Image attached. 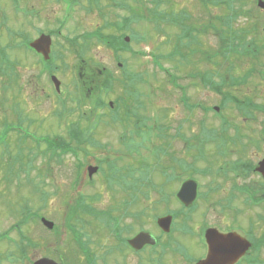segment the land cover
<instances>
[{
	"label": "rangeland",
	"instance_id": "rangeland-1",
	"mask_svg": "<svg viewBox=\"0 0 264 264\" xmlns=\"http://www.w3.org/2000/svg\"><path fill=\"white\" fill-rule=\"evenodd\" d=\"M122 1L126 8L113 3V0H99L98 7L90 6L87 0H78L67 10L63 0H17V5L13 0H0V56L13 63L12 68L0 67V239L19 242L20 235L16 230L20 229V247L24 249L22 255L14 246L16 243L0 240V264H33L41 257H62L65 264H87L78 258L81 250L74 245L78 241L76 236L81 237L90 252L98 256V264H115L111 255L103 254L114 242L113 234L105 227L106 222L97 220L101 213L109 219V214L102 212L103 208L114 205L111 203L113 198L137 196V206L132 210L144 211L145 216L149 213L150 216L143 217V220L123 221L132 226L127 236L140 228L154 229L153 216L166 210L160 200L177 205L172 196L179 181L188 175H193L192 178L198 181L201 196L196 202L198 208L190 211L185 219L189 224L215 222L218 213L212 210L208 199L223 196L228 190L231 181H223L226 176L218 172L237 157H230L238 150L237 146L231 145L240 143L244 137L234 126L228 139L222 134L221 139L213 144L202 129L221 132L222 115L231 123H238L242 130L246 128L248 134L251 132L253 140L258 138L260 112L253 110L251 114L254 116L242 121L246 116H243L242 109L235 107L232 101L224 102V106L222 102L230 93L264 104V81L255 72L248 76L246 73L248 69L257 67L255 64L259 66L260 61L264 62V51L257 60L242 62L240 57H232L231 72L217 56L213 58L218 62L210 64L199 63L195 56H190L188 67L187 59L183 63L178 56L172 55L176 29L164 28L165 24L160 22L161 31H157L145 20L131 24L132 31L144 38L136 41L129 38L126 43H130L131 51H114L96 38L88 43L78 38L75 47L71 46L70 40H75L74 36L93 32L103 26L104 20L113 24L134 12L146 16V9L151 6V0H141L142 3L139 0ZM256 2L246 0L247 13L241 15L239 24H254L255 30L250 37L257 42L259 38L264 39V9L259 8ZM173 4L174 10L186 9L195 24L209 20V13L216 15L221 12L216 7L205 9L197 0H163L161 6L169 9ZM88 7L90 11H86ZM213 19V24H217V18ZM154 24L157 25L158 20ZM41 33L52 37L50 55L57 66L52 74L60 81L59 92L55 91L50 75L40 68L38 56L22 44L23 40H33ZM101 34L108 39L114 35L130 37L127 31L118 32L113 26L105 28ZM201 43L210 51V48L215 49L217 42L208 33L201 37ZM132 51L139 54L135 56ZM157 54L160 55V65L168 68L177 78V83L185 88V105L180 101V91L152 62ZM255 70L258 72L259 68ZM108 72L113 73L114 80L106 91L101 85H108L111 80L106 75ZM123 72L129 77L127 82L124 79V83L121 81ZM201 74L205 77L210 74L214 82L223 84L214 85L211 80V87L203 86ZM131 79L135 84L130 87ZM142 80L147 82L143 84ZM238 81L241 84H237ZM129 98L139 102L125 106V101L131 104ZM99 99L106 104L118 105L116 109L112 107V110L98 113ZM215 106L219 114H214L212 108ZM118 112L120 115H113ZM6 123L18 127V131H7L4 128ZM88 125L93 128L91 133L97 132L92 137L98 142L95 147L84 145L85 150L82 151L74 142L79 152L75 157L72 153L60 156L61 148L53 154L46 149L51 140H68L69 130L83 131ZM178 132L185 140L176 135ZM44 137L47 138L42 139ZM36 139L41 141L37 143ZM241 155L242 161L247 162L245 159H248L254 164L264 155V145L259 151L250 146L246 154ZM193 159L194 167L204 168L208 175L195 172L188 164H192ZM98 162L101 170L88 179L87 166ZM185 165L184 175L180 180L176 179ZM109 166H113V170ZM113 172L121 182L116 181L110 189L107 178ZM126 175L128 180L130 175L134 180V192L123 191L127 184ZM138 176L147 179L146 184H139ZM115 180L112 178V182ZM247 181L259 186L260 178L251 174ZM41 218L53 222V228H46ZM180 221L181 218L177 223ZM75 231L78 232L76 236ZM189 231H194V228L189 227ZM176 237L178 241L188 242V250L198 252L190 238ZM175 246L183 247L180 243H175ZM172 251L174 253H168V256L174 254L177 258L180 255L175 249ZM167 257L162 258V262L154 258L152 264L181 263ZM121 264L136 262L125 259Z\"/></svg>",
	"mask_w": 264,
	"mask_h": 264
},
{
	"label": "flooded vegetation",
	"instance_id": "flooded-vegetation-1",
	"mask_svg": "<svg viewBox=\"0 0 264 264\" xmlns=\"http://www.w3.org/2000/svg\"><path fill=\"white\" fill-rule=\"evenodd\" d=\"M71 68L73 70L74 67ZM74 79H76V75H74ZM66 95L67 93L65 94V96ZM63 103H65V101ZM98 105L99 111L103 112L104 110H106L103 108L104 102H102V100L99 99ZM108 106L111 108L113 107L111 103H108ZM261 117L262 119H264L263 113L261 114ZM94 123L95 121L92 124ZM98 123L101 124L100 121H98ZM86 129L81 131V133L85 136L94 137L93 135L97 133H91L90 131L93 130V128H90L89 125ZM226 132L232 133L233 131L227 130ZM86 146L95 147V145ZM78 148L84 149L83 146H80ZM236 156V158H238V155ZM98 164L101 163L98 162ZM98 166V170L95 175L101 170L100 165ZM181 171L182 173H178V177L176 178L183 176L184 168ZM222 171L224 170L221 169L220 173H223ZM227 174L228 176H226L223 181H231L228 190L222 194L223 196H211L208 199V201L210 200V207L212 208V210L218 213L215 218L216 221L209 222L207 224H204L203 222H200V224H196L199 221H196L194 224H186V209L176 196H172V198L175 197L178 204L176 205L173 203L170 204L169 202H164L166 210L161 215H172L171 230L173 231L171 232L170 230V232L168 233H164L163 231H161V229H159V227L155 223L154 229L140 228L135 233L129 234V236H127V234L132 230V226L124 224L123 221L138 218H142L143 220L145 217H149L150 213H146L148 215L145 216L144 211L134 212L132 210L133 206H137V196H121L117 199L113 198V201L111 203L115 204L112 206H108L107 208H103L102 212L109 214V219L107 220L105 227L108 228L111 234H113L114 237L112 240L114 242L112 246H109L108 248H106V250L103 251V254L111 255V258L113 259L115 264H121V262L125 259L131 262H136V264H152L154 258L155 261L162 262V258L166 259L168 253H174V251L172 250L175 249L177 252H179L180 255H177V258H175L174 254H170L168 257L171 256L175 259H178L181 262L180 264H197L200 260L204 259L207 256L208 247L205 242L204 236L206 231L208 229H211L212 236L215 241L222 242L221 244L223 246H230L228 249L229 253L234 255L235 251L240 252V256L233 264H263L264 192H260V190H264V185L258 183V186L247 181L250 176H247L242 170L236 172V174L227 171ZM110 175L111 174H109V176ZM126 177V180L128 181V175H126ZM91 178L92 177H89L88 179ZM233 179H236V182H234ZM116 181L121 180L116 179ZM129 181L130 184L127 188L128 190L131 186V175ZM213 193L215 195H218L215 192ZM97 198H99V196H97ZM196 201H198V198ZM204 201L206 200L204 199ZM196 208L198 207H196L195 203L194 207L192 209H189L188 212L194 211ZM179 218H181V221L177 223ZM191 226L194 228V231H189V227ZM139 231H145L153 234L157 239L156 243L154 245L150 243H144L141 245L132 244V246L130 241L136 236ZM176 235L179 236V238H190L192 240L193 246L197 249L198 252H192L191 249L188 250V242H181L176 240ZM224 239L228 240L223 242ZM246 241H248V243L250 244L249 248L244 247V245H246ZM175 243H180L183 245V247L175 246ZM212 244L214 245L215 242H212ZM242 248L245 249L242 250ZM85 252V255L80 256L82 260L85 259V261L88 260L90 262L97 263L98 256L90 252V249L85 250ZM101 257L104 258L103 255Z\"/></svg>",
	"mask_w": 264,
	"mask_h": 264
},
{
	"label": "trees",
	"instance_id": "trees-1",
	"mask_svg": "<svg viewBox=\"0 0 264 264\" xmlns=\"http://www.w3.org/2000/svg\"><path fill=\"white\" fill-rule=\"evenodd\" d=\"M77 1L78 0H66V2L70 5V7L73 4L77 3ZM87 1L89 2L90 6L96 5V7H98L97 5H98L99 0H87ZM113 1H114L113 3L120 4L121 7L126 8L122 0L120 2L118 1L116 2L115 0ZM139 1L142 3L141 0ZM168 1L170 2V0ZM197 1L205 9H209V8L214 9L216 7V9H219L221 12L219 11L220 13L218 12L219 14H216V15L213 13H209V16L211 17L209 20L206 19L202 23L195 24L193 23L194 21L192 22L193 18L191 14L186 9L182 8L179 10H174L172 9L174 4L169 9H166V8H163V6H161L163 4V0H151L150 1L151 6L146 9V12H147L146 16H144L142 13L134 12V13H131L126 18H122V19L120 18V20H117V22L114 21L113 24H109L107 22H110V21L105 22L104 20L102 24L103 26L95 29L93 32L85 33V35H82L81 37H75L74 38L75 40L73 39L70 40V43L74 44L76 42V39L78 38L79 39L82 38L84 43L91 42L92 38H96L98 42H104L105 45H107L109 49H112L114 51H118V50L131 51L129 50L130 43H126L122 35H114L112 36V39L111 38L108 39L107 37L104 38V35L101 33H103L105 28L108 29L109 26H113L114 29L118 32L123 30V32L127 31L128 33H130L131 41L132 40L136 41L138 39L144 40L143 36H139L137 32L132 31L131 24L132 22L134 23V21L137 23V22H142L145 20L148 24H150L153 27L154 30L158 29L157 31H161L159 30L160 22L162 24H165L164 28L173 27L174 29H176L177 32L175 35V44L173 46V50L175 51L172 55L178 56L180 61L182 62L183 61L185 62V60L187 59V65L189 63L188 58L190 56L195 55L197 60H199V63H208V62L211 63L212 61H215L213 57L217 56L219 62L221 61L225 62V64H227L228 67L230 68V72H231L232 70L231 65L233 64L232 62L234 60V59H231L232 57H235V58L240 57L242 62L243 61L245 62V60L247 59H254V60L258 59L259 51L262 48L261 46L263 42H261L260 38L256 42L255 39H252V37H250V34L255 30V25L252 24L249 26L246 23L239 24L241 15H243L244 13H247L245 9L246 0H197ZM13 2L14 4L17 5L16 0H13ZM89 9L90 8L88 7L86 11H90ZM213 18H217V24L216 22L213 24V20H214ZM156 20H158L157 25L154 24ZM208 33H210L217 42L215 49L211 50L210 48L211 52L208 51V49L206 50V48L203 46V43H201V37ZM25 43H27V41H25ZM131 53L134 55L135 52L132 51ZM135 54L137 55L139 54V52H136ZM159 58H160V55L158 54L153 56L152 62L154 63V65H156L157 67L165 71V73L168 75L169 81L172 82V84L175 87L181 88V86L176 82L177 78L175 77V75L173 73H170L168 68H165L164 66L160 65ZM5 66L12 68L13 63L9 62L8 59H6L3 55H1L0 56V67L2 69V68H5ZM254 69L255 68L248 69L246 71L247 76L251 74V72H254ZM201 75H202L201 82L211 87L212 85L211 80L213 81L211 75L209 74L206 77L203 74ZM193 76L196 78L195 73ZM125 80L128 81L129 77L126 76ZM220 81H223L222 78ZM130 82H132V79L130 80ZM215 84H219V86H221L223 83L220 84L219 82H214V85ZM237 84H241V82L238 81ZM101 87L103 89H108L110 85H101ZM228 94H226L228 96H225V98L223 99V102H222L223 106H224V102L232 101V103H235V107L240 108V109H243L244 107H246L247 110L254 108L256 110L264 111V107L262 105L255 103L251 99H246V97L240 98V97L232 96L230 95V93ZM125 102H126L125 106H133L135 103H138L139 101L134 102L131 98H129V102L131 104H128L127 101ZM222 128H225V127L223 126ZM210 130L211 129L204 131V129H202V133L206 135V132H207L209 133L207 138H214L216 135L211 133ZM70 136L75 141H78V142H81L83 138L81 135H76L73 133H70ZM50 145L54 146V148H64L65 146H67V140L65 138H62L61 140H58V141L51 140V142H49L48 144V148ZM239 161L240 160L233 162V165L230 166L231 168H233L234 171L242 170L244 172H247V171L252 170L251 166H245L247 167L246 168L247 171H246L241 165H239ZM137 178H138L139 184H142V185L146 184L147 179L141 178L139 176ZM83 206L87 208L85 205ZM20 233L22 232L19 231L20 240L22 241V235ZM0 240L2 241L3 239H0ZM6 242L10 243L11 241H6ZM11 243L15 244L16 242L14 241ZM15 246L16 248L20 249V253L23 255L24 249L20 247V244L16 243Z\"/></svg>",
	"mask_w": 264,
	"mask_h": 264
},
{
	"label": "water",
	"instance_id": "water-1",
	"mask_svg": "<svg viewBox=\"0 0 264 264\" xmlns=\"http://www.w3.org/2000/svg\"><path fill=\"white\" fill-rule=\"evenodd\" d=\"M257 4L259 7L264 8L263 1L259 0ZM126 40L128 39L126 38ZM50 44H51L50 36L41 34L37 39L32 41L29 45L36 52L41 53L45 59H48V55L50 52ZM52 80L55 84V87L58 88L59 82L56 80L55 77H53ZM96 170H97L96 167H89L88 169L89 176H91L94 172H96ZM256 170L260 172L264 177V159L258 163V167L256 168ZM196 193H197L196 183L193 180L189 179L182 183L179 191L177 192V197L184 205L188 206L195 199ZM170 219H171L170 216L162 217L158 219L157 223L161 228H163L164 231H168L169 226H170ZM42 222L49 228L52 227L51 222L45 221L44 219H42ZM211 232H212L211 230H207V234H206L208 243L210 242L209 243V253L207 255V258L204 261H200L198 264H231L233 263L237 259L240 252L235 251L234 255L229 253L228 249L230 246L226 244H224L226 246H223L221 244L222 242H218L214 244L213 246H211L212 245L211 240H210ZM150 241H154V238L150 234L139 233L131 241V243L133 245H136V244L141 245L145 242H150ZM225 241H227V239H224L223 242ZM231 248H235V247H231ZM244 249L245 248H242V250ZM33 264H57V263L48 258H40L36 260Z\"/></svg>",
	"mask_w": 264,
	"mask_h": 264
}]
</instances>
